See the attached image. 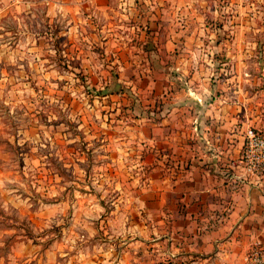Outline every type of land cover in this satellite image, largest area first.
<instances>
[{"label":"rangeland","instance_id":"374dc122","mask_svg":"<svg viewBox=\"0 0 264 264\" xmlns=\"http://www.w3.org/2000/svg\"><path fill=\"white\" fill-rule=\"evenodd\" d=\"M225 2L218 60L249 91L264 73V0ZM156 9L0 0V264H163L147 245L172 213L149 208V183L116 146L134 105L122 99L160 70Z\"/></svg>","mask_w":264,"mask_h":264},{"label":"crops","instance_id":"0c3cea01","mask_svg":"<svg viewBox=\"0 0 264 264\" xmlns=\"http://www.w3.org/2000/svg\"><path fill=\"white\" fill-rule=\"evenodd\" d=\"M152 1L160 70L143 74L144 88L122 99L134 105L116 144L121 159L137 166L131 178L149 183V208L172 213L167 226L155 221L147 247L163 264L169 255L173 264H244L256 243L264 247V179L245 178L230 164L246 128L264 131V73L245 80L249 91L224 76L220 37L230 31L215 23L225 19V0Z\"/></svg>","mask_w":264,"mask_h":264},{"label":"built area","instance_id":"2783aa9c","mask_svg":"<svg viewBox=\"0 0 264 264\" xmlns=\"http://www.w3.org/2000/svg\"><path fill=\"white\" fill-rule=\"evenodd\" d=\"M239 158L230 164L245 178L264 179V131L248 127L243 132ZM244 264H264V247L256 243L245 255Z\"/></svg>","mask_w":264,"mask_h":264},{"label":"water","instance_id":"95a60500","mask_svg":"<svg viewBox=\"0 0 264 264\" xmlns=\"http://www.w3.org/2000/svg\"><path fill=\"white\" fill-rule=\"evenodd\" d=\"M114 93H120L121 91V86L119 84H115L113 87Z\"/></svg>","mask_w":264,"mask_h":264}]
</instances>
